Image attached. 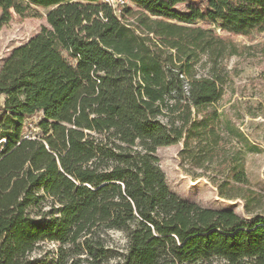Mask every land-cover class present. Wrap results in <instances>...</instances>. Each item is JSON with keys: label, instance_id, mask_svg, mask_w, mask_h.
<instances>
[{"label": "trees", "instance_id": "1", "mask_svg": "<svg viewBox=\"0 0 264 264\" xmlns=\"http://www.w3.org/2000/svg\"><path fill=\"white\" fill-rule=\"evenodd\" d=\"M125 1L0 0V24L47 22L0 70V264H36L48 242L103 261L104 230L126 234L119 264H264L258 148L217 107L219 66L242 55L233 37L264 33V0ZM40 113L43 136H26ZM179 144L244 215L171 191L156 152Z\"/></svg>", "mask_w": 264, "mask_h": 264}, {"label": "rangeland", "instance_id": "2", "mask_svg": "<svg viewBox=\"0 0 264 264\" xmlns=\"http://www.w3.org/2000/svg\"><path fill=\"white\" fill-rule=\"evenodd\" d=\"M108 2L107 0H105ZM125 4H130L125 1ZM118 10L124 4L119 0L109 1ZM135 8V6H134ZM179 12H187V4L176 8ZM1 17V13H0ZM47 26L46 18H33L23 22L12 20L0 24V70L12 52L25 45ZM221 34L220 31H218ZM241 48V56H233L219 66L221 74L226 78L227 85L224 95L217 103L220 110L242 130L256 152L246 153V170L251 187L264 195V33L255 34L253 40L245 37H233ZM209 72V65H202L200 75ZM3 99L0 98V106ZM2 114L0 113V119ZM45 117L42 113L27 121L26 136L41 138L43 131L40 125ZM3 144L0 142V151ZM183 144L158 148L156 156L159 167L166 176L167 183L174 193L184 200L194 202L202 207L214 209H233L244 215L243 202L227 201L218 196L217 189L208 178L198 177L201 172L191 170L182 164L179 153ZM107 258L102 260L89 259L87 255L78 257L67 256L65 251L54 243L40 244L31 254L36 264H119L127 254L128 240L120 231L104 230L101 232ZM67 247H65L66 249Z\"/></svg>", "mask_w": 264, "mask_h": 264}, {"label": "built area", "instance_id": "3", "mask_svg": "<svg viewBox=\"0 0 264 264\" xmlns=\"http://www.w3.org/2000/svg\"><path fill=\"white\" fill-rule=\"evenodd\" d=\"M107 1L109 2V1H114V0H107ZM119 1H121L124 4L126 3L125 0H119ZM1 129H2V126L0 125V131H1Z\"/></svg>", "mask_w": 264, "mask_h": 264}, {"label": "crops", "instance_id": "4", "mask_svg": "<svg viewBox=\"0 0 264 264\" xmlns=\"http://www.w3.org/2000/svg\"><path fill=\"white\" fill-rule=\"evenodd\" d=\"M3 99V98H2Z\"/></svg>", "mask_w": 264, "mask_h": 264}]
</instances>
